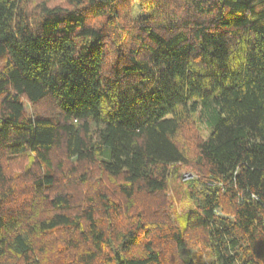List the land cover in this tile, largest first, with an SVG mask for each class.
<instances>
[{"label": "trees", "instance_id": "obj_1", "mask_svg": "<svg viewBox=\"0 0 264 264\" xmlns=\"http://www.w3.org/2000/svg\"><path fill=\"white\" fill-rule=\"evenodd\" d=\"M53 1L0 0V264H264V0Z\"/></svg>", "mask_w": 264, "mask_h": 264}, {"label": "rangeland", "instance_id": "obj_2", "mask_svg": "<svg viewBox=\"0 0 264 264\" xmlns=\"http://www.w3.org/2000/svg\"><path fill=\"white\" fill-rule=\"evenodd\" d=\"M61 0H54L53 2H60ZM135 15L138 17V10L135 12ZM28 107V106H27ZM189 135H197L198 137L206 138L208 136L207 125L204 121L199 120L193 122L191 126H189L186 130ZM199 176L197 173L192 171L191 169L184 168L175 178L171 180L169 183V191L167 193V197H165L166 203H169L171 206V213L173 218L177 219L178 222H181V216L184 215L185 210L191 204L188 203L185 192L188 188L187 183L195 181ZM175 189L178 192H175ZM221 214H224L221 212ZM225 215V214H224ZM182 256L186 259L190 258L194 261L195 264H209L210 263V255L208 251L204 250L201 247H197L192 249L190 252L181 251Z\"/></svg>", "mask_w": 264, "mask_h": 264}]
</instances>
